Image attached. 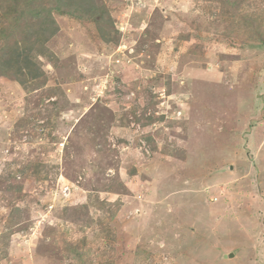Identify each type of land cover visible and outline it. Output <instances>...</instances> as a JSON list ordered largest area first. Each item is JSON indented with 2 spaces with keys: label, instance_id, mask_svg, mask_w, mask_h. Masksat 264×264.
<instances>
[{
  "label": "rangeland",
  "instance_id": "374dc122",
  "mask_svg": "<svg viewBox=\"0 0 264 264\" xmlns=\"http://www.w3.org/2000/svg\"><path fill=\"white\" fill-rule=\"evenodd\" d=\"M225 1L0 0V264H264V0Z\"/></svg>",
  "mask_w": 264,
  "mask_h": 264
},
{
  "label": "trees",
  "instance_id": "16d2710c",
  "mask_svg": "<svg viewBox=\"0 0 264 264\" xmlns=\"http://www.w3.org/2000/svg\"><path fill=\"white\" fill-rule=\"evenodd\" d=\"M225 2H229V0H226ZM67 6V5H65ZM54 8L58 9L59 11L63 12V13H67L69 15L72 16H76L79 17L80 14L78 12V7L77 5H68L67 7H64V2H57L54 6Z\"/></svg>",
  "mask_w": 264,
  "mask_h": 264
},
{
  "label": "water",
  "instance_id": "95a60500",
  "mask_svg": "<svg viewBox=\"0 0 264 264\" xmlns=\"http://www.w3.org/2000/svg\"><path fill=\"white\" fill-rule=\"evenodd\" d=\"M233 255V254H232Z\"/></svg>",
  "mask_w": 264,
  "mask_h": 264
}]
</instances>
